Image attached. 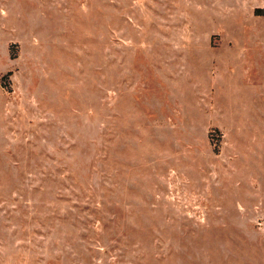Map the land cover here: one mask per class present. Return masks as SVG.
Returning <instances> with one entry per match:
<instances>
[{"label": "rangeland", "instance_id": "374dc122", "mask_svg": "<svg viewBox=\"0 0 264 264\" xmlns=\"http://www.w3.org/2000/svg\"><path fill=\"white\" fill-rule=\"evenodd\" d=\"M0 264H264V0H0Z\"/></svg>", "mask_w": 264, "mask_h": 264}]
</instances>
